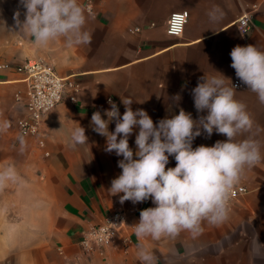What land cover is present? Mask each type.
<instances>
[{"label":"crops","instance_id":"obj_1","mask_svg":"<svg viewBox=\"0 0 264 264\" xmlns=\"http://www.w3.org/2000/svg\"><path fill=\"white\" fill-rule=\"evenodd\" d=\"M90 4L84 30L90 44L68 47L60 38L46 47L34 44L16 26L14 14L26 11L20 0H0V122L9 127L0 132V170L14 165L18 174L0 188V264H142L137 253L146 248L155 264H264V190L240 196L228 206L222 223L203 221L198 236L182 231L175 238L137 240L134 224L141 210L154 207L148 201L120 203L108 190L121 169L122 157L105 151L106 138L92 130L95 111L116 103L121 116L122 99L130 98L132 109H144L154 123L178 114L182 108L193 119L198 113L192 89L204 75L222 73L236 86V99L246 105L254 121L250 135L261 144L262 160L246 168L241 182L250 187L264 183V104L248 90L231 67L233 47L255 45L264 51V0H79ZM218 9V19L209 13ZM187 10L189 17L179 36L168 35L166 22L172 12ZM250 15L244 33L237 19ZM25 58H40L52 65L59 76L74 75L81 83L75 102L63 101L50 110L41 125L44 149L34 137L19 133L18 120L25 115L22 75L13 66ZM219 72V73H218ZM230 85V82L226 81ZM180 99L176 100L175 97ZM85 128L88 143L71 146L70 134ZM115 122L109 124L114 131ZM129 138L134 150L135 135ZM23 137V145L20 138ZM227 138L202 132L193 148L212 146ZM47 151L45 155L43 151ZM169 157L166 167H175ZM117 208L126 214V230L115 237L105 253H86L81 232L101 222ZM123 235H128L123 242Z\"/></svg>","mask_w":264,"mask_h":264},{"label":"clouds","instance_id":"obj_2","mask_svg":"<svg viewBox=\"0 0 264 264\" xmlns=\"http://www.w3.org/2000/svg\"><path fill=\"white\" fill-rule=\"evenodd\" d=\"M20 4L26 11L23 21L19 11L14 14L16 26L33 38L35 45L46 47L60 38H65L68 47L91 43V33L84 30L85 13L91 9L79 0H20ZM218 11L210 12V18L218 19ZM230 56L236 77L264 104V51L252 44L237 45ZM236 93L231 80L219 73L204 75L192 89L195 109L198 113H207L199 119H193L191 113L181 108L178 114L154 123L144 109H132L130 98L122 99L125 106L122 116L111 99L110 109L103 113L107 119L101 111L93 112L90 126L106 138L105 151L122 157L118 161L122 171L111 181L108 190L113 196L122 193L121 204L150 199L155 205L141 210L139 221L134 224L138 241L146 237L175 238L185 230L198 236L203 231V221L219 224L227 219L234 187L246 168L262 160L258 140L251 135L237 139L252 132L254 121L246 105L235 98ZM175 99L180 97L177 95ZM113 121L115 129L109 131ZM8 127L7 121L0 122V132ZM136 129L134 152L129 138ZM85 131L80 125L72 129V147L88 143ZM202 132L208 137L216 132L227 139L218 140L212 146L193 148L194 139ZM20 141L23 145V137ZM169 157H174L175 167H166ZM17 179L14 165L0 170V188ZM137 255L142 264H155L154 255L146 248L140 247Z\"/></svg>","mask_w":264,"mask_h":264},{"label":"built area","instance_id":"obj_3","mask_svg":"<svg viewBox=\"0 0 264 264\" xmlns=\"http://www.w3.org/2000/svg\"><path fill=\"white\" fill-rule=\"evenodd\" d=\"M85 7H90L89 3ZM189 13L187 10L172 12L166 22L165 31L168 35H181L187 23ZM241 32L247 31L251 21L248 13L242 14L236 21ZM0 67H9L7 64ZM13 69L22 75L25 85L23 94L15 93L14 99L24 100L25 115L18 120L19 133L22 136L35 138L36 146L44 149L45 143L41 136V125L45 115L63 101L75 102L76 95L81 89V83L74 75L59 76L52 65L40 58H25L13 66ZM48 155L47 151H43ZM264 190V183L250 187L239 182L233 189L229 204L240 196L252 190ZM126 230V214L124 209L117 208L104 219L91 225L81 232L79 244L86 253L103 255L111 241ZM128 235H123L126 242Z\"/></svg>","mask_w":264,"mask_h":264}]
</instances>
